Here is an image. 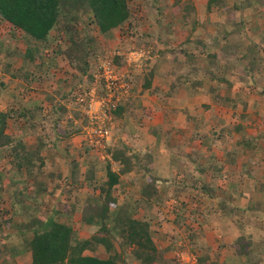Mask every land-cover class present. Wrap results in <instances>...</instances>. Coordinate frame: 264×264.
<instances>
[{"label": "trees", "instance_id": "16d2710c", "mask_svg": "<svg viewBox=\"0 0 264 264\" xmlns=\"http://www.w3.org/2000/svg\"><path fill=\"white\" fill-rule=\"evenodd\" d=\"M129 0H0V19L5 20L12 26L11 36L16 39L19 36L17 31L23 32V38L26 42L24 49L19 45L13 44L14 39H9L10 43L0 38V70L3 72V78H0V96L4 89L8 87V83L5 79L6 76L11 78L20 79L26 82V85L30 86L34 82H45L52 87L55 82L56 71L64 65L69 63L71 68L74 69L76 74H80L83 77L88 76L91 81V63L90 56V42L84 40L85 44L76 38L79 37L76 24V15L82 9L87 7L90 9L101 32L105 35L110 34L114 29L122 26L126 21L130 20L131 10L128 4ZM184 0H175L172 4L173 7L181 8V4ZM222 0H210L209 7L221 5ZM184 6V13L186 17L192 16L195 12L193 4L187 3ZM183 6V5H182ZM198 27V22L194 21ZM64 26L63 29L71 37V41L68 44H64L62 40L60 44L52 46L48 52L47 47L53 43L50 41V35L52 30ZM16 33V34H15ZM212 37V36H211ZM217 35H213V44L219 43ZM197 41H201L198 39ZM201 45H204V43ZM205 46V45H204ZM207 46V45H206ZM85 53L83 54V49ZM211 49V48H210ZM210 61L213 60V53L207 51ZM83 54V55H82ZM208 56V57H209ZM21 58V60H18ZM21 61L20 65L16 67V63ZM90 63V65H89ZM2 67V68H1ZM68 73H72L69 71ZM75 76V73H74ZM130 78V77H129ZM150 78L146 77V87L150 85ZM194 87H197L198 81L192 82ZM215 92L217 88L213 89ZM60 91L57 90V93ZM69 93H65L64 96L68 97ZM48 99V98H47ZM52 102H55L53 95L49 96ZM231 99V98H228ZM239 99L232 98V101L237 104ZM58 103V102H57ZM60 104V103H59ZM55 104L54 113L52 115H44L41 106L34 107L22 106L15 112H18L19 116H25L27 127L26 130H21L18 136L15 133L7 134L8 120L10 117H14L10 112L0 111V160L6 155L11 157L12 169L16 168L11 176H8L11 186L14 187L15 200L13 199V206L6 210L0 209V216L3 221L7 222V225L11 227L14 216L20 214L24 217H30L29 220L21 223L20 228L21 236L23 237V248L31 255V262L29 264H129L127 258L123 256L124 247L132 248V254L139 264H177L173 260L168 261L165 256V251L173 248L172 246L166 248V250H160L156 245V242L150 232L147 222L141 219L135 218L129 207L132 208L127 199L125 204L119 205V200L114 195L115 187L122 182V175L133 171L137 166L134 165L132 158L139 160L142 154H136L134 156H128V147L119 149L117 147L107 149L109 154H112L113 160L117 165H120L119 171H116L113 167V163L108 161L105 165L107 171L108 180L103 186L96 184L98 180L95 178L98 165L94 162L84 164L87 169H84L83 163L78 164L76 159L69 161L67 169L54 173L49 171V163H55L56 159L54 155L48 156L46 150L50 148L54 142L51 139V130H42V133H38V128L43 127L45 124H54L55 131L58 133L55 141L61 142L68 137L81 133L82 127H74L72 129L64 130L59 125L61 116L64 115L66 107L62 104ZM124 107L119 108L118 115L122 116ZM13 111V108L11 109ZM10 114V115H9ZM74 115L81 119L80 113L75 111ZM198 115H192V119L196 120ZM73 121V120H72ZM198 123L202 124L198 119ZM197 123V124H198ZM72 124V123H71ZM204 124V123H203ZM205 125V124H204ZM200 127V126H198ZM240 131L242 126L238 124L236 128L224 126L221 130L228 134H231L232 130ZM37 134L38 142L34 149H28L25 138V134ZM220 133V132H219ZM221 134V133H220ZM219 134V135H220ZM256 139V138H255ZM258 140V139H256ZM250 145L255 144L254 140L248 141ZM258 142V141H257ZM182 145V144H181ZM88 147V146H87ZM184 147V144H183ZM258 147V145L256 146ZM90 148V147H88ZM8 151V154L5 152ZM236 154L237 151H235ZM180 152L182 161L185 163H178V170L176 178L178 183L182 186L183 182L189 173L192 175L197 172L205 173L208 163H202L203 158L206 159V155L203 150L198 151L196 154H188ZM231 153V152H230ZM187 154V155H186ZM201 154V156L199 155ZM236 154L233 155V159L228 155L227 161H234ZM145 155V154H143ZM151 155V154H150ZM147 154V167L141 169L142 172L150 171L154 164V158ZM183 155V156H182ZM185 155V158H184ZM7 157V156H6ZM57 157V156H56ZM208 158V157H207ZM140 159H142L140 157ZM176 159V158H175ZM107 160V159H106ZM207 162H210L209 158ZM176 163V162H175ZM187 163V164H186ZM151 166V167H150ZM48 170V171H47ZM86 170V171H84ZM17 172V179H16ZM47 172V173H46ZM86 172V180L89 187L93 189V193L89 192L88 198L84 203H80L79 199H75L71 202V196L66 201L56 202L50 206L49 200L56 198L57 194L61 193L64 189L65 182L71 184L69 189H77L79 186H83V179L79 178L80 175L84 176ZM0 174H3V170L0 169ZM0 178V190L5 189V178ZM35 178L34 182H29V178ZM53 179L56 181L54 188L49 190L48 180ZM29 179V180H28ZM58 179V180H57ZM12 182L14 184H12ZM163 183L171 184L168 180L160 177H149L148 180L140 187L139 191L141 195L146 198H152L158 192V189ZM77 186V187H74ZM107 186V187H105ZM176 187L177 190H184L185 187ZM192 186H195L194 183ZM231 186L235 189L236 184L231 183ZM182 187V188H180ZM207 193H213V188L204 185L201 188ZM261 191L264 192V182L261 186ZM71 193V191L69 190ZM38 196H41L38 198ZM35 199V200H31ZM130 205V206H129ZM221 220L227 218L229 220H240V206H228L224 200L220 204ZM261 204L256 202H249L246 212L252 213L261 208ZM47 207L48 210L43 214L42 208ZM130 210V211H129ZM244 210V209H243ZM36 211L37 213H34ZM63 212L67 216H72L74 213H80L82 222L90 230L91 235L86 238H80V232L67 219H60V213ZM208 213V212H207ZM8 214L7 217H5ZM12 214V216H9ZM205 216V214H202ZM70 219V218H69ZM24 220V219H22ZM208 220V219H206ZM1 224V223H0ZM241 229L238 236L237 251L240 257H245L244 264H258L264 258V246L261 249H257L255 241L252 236L249 235L243 224L238 222ZM5 232L0 226V234ZM191 239L196 240L195 235L191 236ZM264 240V234L263 238ZM116 242L120 244L123 250H119L116 246ZM264 243V242H263ZM20 244V246L22 245ZM103 247L108 254L107 258L102 257L99 249ZM8 252L14 258V254L19 252V247H7ZM260 251V252H258ZM203 264L211 261L210 255L207 253L204 256L201 255L199 259ZM3 264H6L3 261ZM19 264V263H13Z\"/></svg>", "mask_w": 264, "mask_h": 264}, {"label": "rangeland", "instance_id": "374dc122", "mask_svg": "<svg viewBox=\"0 0 264 264\" xmlns=\"http://www.w3.org/2000/svg\"><path fill=\"white\" fill-rule=\"evenodd\" d=\"M185 1L188 2L187 0H184L181 4V8L183 10L184 6L188 5ZM238 2H243L242 5L244 6L250 5L247 0H238ZM128 4L132 14L130 20L126 21L123 25H125V27H127L130 31L137 30L138 26H141V24L143 23L141 21L143 20V18L141 17L142 13L147 12L151 14L154 10V7L156 8V5H152V0H129ZM221 5L229 6L227 7V10H232L233 0H223L221 2ZM221 5L220 8H217V6H212V8H210L208 5V16L205 18L204 24V26L208 25L205 28L207 29L206 31H208V28L210 29L211 27L214 29L215 27H218V30H220V28L222 27L221 21L219 19L220 14H218L222 8ZM200 11L202 13L203 10L201 9ZM195 12L197 11L195 10ZM202 14L206 13L203 12ZM76 17L78 21H75L74 24H76V28L79 32V37L76 39L81 40L82 43H84L86 40L88 41V43L90 42L89 46L91 49L88 60H90V63L93 62L95 69L92 70L94 72L92 73L91 81H89L88 77H86L83 82L84 77L81 76L82 83L80 87L84 89V93L82 94V96L86 98L87 95L85 101L82 102L77 100L78 96H80L79 93L74 94V96L72 95L73 97H71L70 101H77L78 104L76 103V106L82 104L83 111L85 105H88L91 97H109L108 90H106L105 81L100 77H97L96 75L99 74V66L102 61L108 60V58L112 59L113 57L117 65L116 73L121 78L117 83L116 94L121 90L122 84L129 83L131 85L130 96H128V94L121 95L119 100L117 96L112 98V101L117 102L116 107H111L112 103H108L107 109H110L111 113L108 114V117L105 119L104 123L105 125H107L110 131L108 137L109 139L105 138L99 144L94 143L95 141L93 140L87 141L86 139L76 138L75 135L62 140L61 142H59L58 140L55 141L58 133L55 130H51L50 137L54 142L45 152L48 156L54 155L56 161L55 163H49V171H53L54 173H56L63 168L67 169V167L69 166V161L72 159H76L78 164L83 163L84 169H87L84 161H87V164H89L90 162H95L98 165V171L95 177L98 182L96 184H98V186H104L106 184L105 182L108 180L107 171L105 169V165L108 163V161H111L113 163V167L116 171H119L120 167V165H117L115 163V160H113L112 154H109L107 152V149L109 147H117L122 150L124 149V147H128V156L132 157L136 154H142L140 156L142 159H140V157L139 160L136 158H132L133 162H135L134 165H136L137 167L133 171L122 175V182L115 187L114 195L119 200L118 202L120 206L125 204L123 202L129 199L128 201L132 206V208H128L131 210L130 213H132L135 218L144 220L148 223L150 232L160 250H166V248L170 246L173 247L168 251H165V256L168 261L171 262V260L175 258L173 262L177 264H203L199 260L201 255L204 256L208 253L211 258L219 260V258H223L224 255L231 254V251H233L232 244L235 241V234H231V237H225L226 234H224L225 236L221 235V232L219 230L222 222L221 214L223 213L220 204L224 200L226 201V204L228 206L239 205L241 209L240 220H232V226L237 225V230L240 232L241 229L238 224V222L240 221V223H242L244 226L243 228H245V230L247 228L248 234L252 236V239H254L256 246H258L257 249H261L262 246H264V240H261L264 234V192L261 191V186L264 182V150L262 155H259V152L264 149V146H262L264 144H261L259 142L253 144L252 148H255L257 150L254 151L253 155L251 154L250 156H246L245 158L242 157V153H240L241 151H237L238 154H236V149L232 142V140H234V138L232 137V132L228 136V131L225 132L224 130H221V126H219V122L221 121L220 118H229L231 114L217 112L216 108L212 109L211 112H208L206 111L207 108L205 102L203 105L201 104L202 106L199 105L197 107V109L200 111L194 114L198 115L196 120L193 118V120L187 121V123L189 124L192 123L193 127L188 128L186 126L180 128V134L184 135V133L187 132L188 134L190 133L188 136L191 135L188 138L194 145H192V151L188 152V154H196L198 151L202 152V149H204L203 152L209 158L210 162H207V157L206 159L203 158L201 160L202 163L210 164L208 166L209 169L207 168V171L205 173L197 172V174L195 175L189 173L188 175H186V177H184V186L180 185L175 173L167 174L164 172L167 170H164L166 159L167 157L171 156V153L169 151H161L162 148L160 147H158V149L156 150L154 147V149L152 150L149 141H145L146 144L141 145L135 141V138L130 139L129 134L133 131L124 128V123H122V120L125 119H129L130 123L133 124L139 123V121L141 120L139 113L135 110L138 109L139 105V100L137 102L135 101L138 99V97H136L137 94H139V91H136L137 84L134 83L132 79L130 80L129 77L126 76V74L123 75L122 73L123 71L124 73H131V65L120 69L121 67H124L126 65L124 64L125 60L122 61L123 56L114 54V50H116L115 46H123L128 44V41L124 39V35H128L127 33H125L126 30H124V32H121V30H123V27H120L121 29L117 36L106 37L105 34L100 31L98 25L96 24L93 12L90 9H87V7L82 8L78 12V15H76ZM202 25L203 23H199L198 26ZM63 27L64 26H59V28L52 30L50 41H52L53 43L51 44V46L47 47L48 52L50 51L52 46L60 44V40H62L64 44H68L71 41V37L67 34V32L61 30L63 29ZM11 31V24L6 22L5 20L1 21L0 19V38L8 43H10V41H8L9 39H14L13 44L19 45V47L21 48L23 46L22 49H24L26 46V42L23 38V32H19L18 30L17 33H19V36L16 39L15 37L11 36ZM215 31L213 30L211 33L216 34ZM135 33L136 31L134 32V34H131L134 36ZM197 35L198 32L196 33V36ZM188 40L192 42V40ZM85 50L88 49L84 48L83 54L85 53ZM18 60H21V58H19ZM20 63L21 61L17 62L15 68H17ZM59 69L63 71V73H68L71 70V67L69 63H65V65L61 66ZM3 72L4 71L0 70V78H3ZM150 74L151 72L147 71V75ZM13 87L14 85H10L8 88L9 91H11ZM92 91H94V95H91ZM35 92H37V90H35L34 87H29L28 91H20L15 101H13L12 98L9 97V95L1 94L0 103L3 105V107L7 106V104H14L15 106L17 105L19 108H21L22 106L27 105L26 102L28 99L26 100L25 98L27 96L28 98H30V96L34 98ZM73 92L74 89L72 90V93ZM36 96L38 98L40 94H36ZM201 102L203 103L204 101L202 100ZM97 105L98 103L94 104V106ZM122 106L125 108L124 112H122L123 117H121L117 113L119 108H122ZM97 109H99V107L96 108V110ZM112 111L115 112V114H113ZM8 112H10V110H8ZM83 112L81 119L77 118V122H75L76 120H74L72 117L68 119L65 118L64 126L66 127L64 128L70 130L74 127H81V125L83 127L85 125H88L89 127H91L90 134L92 136V128H95L96 126H92L90 114ZM259 113L260 117L261 112ZM262 115V117L264 118V113ZM204 116H206L208 120H206V117ZM24 117L23 120L26 119ZM198 119L201 120L202 124L198 123ZM12 122L13 121H10L9 123L11 128ZM253 128H250L248 131L251 132ZM245 132L249 135V132ZM86 133L88 135L89 132L87 131ZM159 133V129H156V135H158ZM35 135L36 134H26L24 136V140L28 149H34L36 147L38 139ZM132 135H134V133H132ZM89 138L90 135L88 136V139ZM246 138L247 137L245 136V139ZM129 139L130 145L129 143H127V140ZM194 142H197L196 144H203V147L199 145V148H197ZM257 145H261V147H256ZM87 146L90 148H88ZM170 147L172 149L171 152L176 154V159L172 158V160L177 164L179 162L185 163L184 161H182L181 155L179 154L180 152L185 153V151L183 150V145L176 144ZM5 154H8V151H6ZM147 154H151L150 156L154 158L155 164H153L152 167L150 166V171L142 172L141 169H143V167L148 168L146 165L148 160L146 159ZM234 154H236V159L234 161H227L228 155L233 159ZM199 155L201 156V154ZM6 156L2 160H0V169L3 170V174L5 176L4 178L6 181L5 189H3V191H0L1 210L10 209V205L12 204L13 199L15 200L16 195L14 191L15 189L13 186H11V182L8 178V176H11V174L16 171V168H11V166L13 165L11 157H9L8 155ZM157 161L160 167L157 166ZM86 172L84 173V176L80 175L79 177L84 181V183H82L83 186H79L77 189L72 190L69 189L71 186L69 181L65 182V190L57 194V197L54 198L55 200H49L50 206L59 201H66L70 196L72 198L71 202H74L75 199L80 198L79 202L81 204L84 203L88 198L87 194L89 192L93 193V189L89 187L90 185L87 181H85L87 179ZM3 174H0V178L3 177ZM17 175L18 174L16 172V179ZM153 176L166 179L171 184L168 185L163 183L162 185H160L161 187L158 189V192L154 197L146 198L141 195L139 189L148 180L149 177ZM51 178L52 177H50V180H48L49 190L54 188L56 185V181H53V179ZM29 179V182L35 181V178L33 177ZM193 183L195 186H192ZM231 183L236 184L237 187L234 189L231 186ZM12 184L14 183L12 182ZM204 185L213 188V193H207L202 190L201 188ZM179 186L185 187V191H182L181 189L177 190L176 187ZM69 190L71 191V193L69 192ZM7 196H9V198L11 199L8 200V206L6 205L7 201L5 200ZM39 197L41 196H38V198ZM256 201L262 205L261 208L257 209L256 213L247 212V214L245 208L247 207L249 202ZM242 208L244 210H242ZM47 210V207H43L41 212L44 214ZM34 213L37 212L34 211ZM203 213L205 214V216L202 215ZM74 215L79 216L78 219L81 218V214L79 212ZM9 216H12V214H9ZM77 216L74 217V220H70L69 223L72 224L77 230H79L80 238L89 237L91 235L90 230H88V228L85 226L86 224H84L82 220H75ZM29 218L30 217H24V215L22 216L19 214L17 220H13L11 227L7 225V222L0 220V226L5 232L3 235L0 234V264H3V261H5L6 264H29L31 262L32 258L30 253L27 252L25 248H23V237L21 236L22 233L20 232V228L18 227L21 223H23V221H29L25 220ZM222 224L223 227L227 229V231L231 228L225 223ZM192 235H195L196 240L191 239ZM20 244L22 245L20 246ZM15 246L19 247V252L14 254L13 258L6 248ZM116 246L120 251L123 250L118 242H116ZM99 252L102 254V257L107 258L108 254L105 252V249L103 247L99 249ZM132 252L133 251L131 247H124V251L122 254L127 258V262L129 264H139V261L134 258ZM262 260H264L263 257ZM206 264L209 263L207 262ZM221 264L224 263L221 262ZM262 264H264V262H262Z\"/></svg>", "mask_w": 264, "mask_h": 264}, {"label": "crops", "instance_id": "0c3cea01", "mask_svg": "<svg viewBox=\"0 0 264 264\" xmlns=\"http://www.w3.org/2000/svg\"><path fill=\"white\" fill-rule=\"evenodd\" d=\"M187 1L185 2L190 3L191 1L197 11L189 17H186L182 8L172 6L175 0H152V5H156V8L154 7L151 14L147 12L141 14L143 20H140L143 23L141 22L142 24L138 26L137 30L131 31L133 34L136 31L135 35L128 34L124 38L128 41V44L115 46V49L123 50L124 64H126L123 68L131 65V73L128 74L126 72V75L130 76L134 83L137 84L136 91H139L136 96L138 99L134 100L136 102L139 100L138 109L135 110L139 113L141 120L139 123L134 124L130 123L129 119L122 120L124 128L133 131L129 134V137L130 139L135 138L137 143L145 145V141H149L152 150L154 147L155 150L160 147L162 148L161 151H169L171 156L167 157L164 168V170H167L163 171L167 174L175 173L176 175L180 170H178L177 163L172 160V158L175 159L176 154L171 152L170 146L184 144L183 150L185 153L192 151V145L194 144L188 138L191 136H188L190 133L186 132L182 135L180 134V128L193 127L192 123L189 124L187 121L193 120L192 115L200 111L197 107L205 102L206 111L208 112L216 108L217 112L231 114L229 118H220L219 126L221 128L225 124L233 128H236L238 124L242 126L240 131L233 129L232 137L234 140L232 142L236 151H241L243 158L253 155L254 151L257 150L252 148L253 144L250 145L249 140L264 144V118L262 117L264 113V0H247L250 5L246 6L242 5L243 2L240 3L238 0H233L232 10H227L229 6L221 5L222 8L218 14H220L219 19L222 27L220 30L215 27L216 31L212 27L206 31L207 29L205 28L208 25L204 26L205 18L208 16L210 0ZM218 7L220 8V5H217ZM201 9L203 10L202 13L206 14H202ZM194 21L203 23V25L197 27ZM124 26L122 27L126 28ZM120 29L118 27L105 36H117ZM211 30H214L216 34H212ZM197 32L198 35L196 36ZM217 34L219 43L213 44L212 37ZM188 39L192 40V42ZM198 39H201V41H197ZM201 42L205 46L201 45ZM208 50L213 53L212 61L209 59L211 57L207 53ZM91 66L92 71L95 69L93 62H91ZM70 71L72 73H63V71L58 69L52 87L45 82L41 84L34 82L31 87H34L37 92H35L34 98L31 96L28 98L27 96L25 98L26 100L28 99L27 105H24L41 106L44 115L50 114L52 116V113L56 114L54 111L55 104L64 105L66 111L59 121V125L64 130H66L64 128L66 127L64 126L65 118L72 117L77 122V117L74 115L75 111H78L80 115H82L83 111V113H86L85 107L82 111V104L76 106L77 101H70L74 94L84 92V89L80 87L82 75L76 74L73 68ZM147 71H150L151 74L147 75ZM86 77L88 76H84L83 82ZM146 77H149L151 81L147 87L145 85ZM5 79L8 84L14 85V87L9 91L10 85H8L2 94L9 95L13 101L16 100L20 91L29 90L30 86L26 85L23 80L11 78L9 75ZM193 81H198L197 87L193 86ZM214 88L218 90L215 92ZM73 89L74 92L72 93ZM57 90L60 92L57 93ZM65 93H69L68 97L64 96ZM36 94H40V96L37 98ZM50 95L55 97V102L49 99ZM232 98L239 99L237 104L232 101ZM202 100L204 101L203 103L201 102ZM12 108L13 111L11 110ZM18 108L14 104H7V106L3 107L0 103L1 112L6 113L10 110V113L15 115L14 118H9L6 133H15L18 136H23L20 132L24 127H27L28 123L26 120L28 118L23 120L24 116H19V111H14V109L17 110ZM259 112H261L260 117ZM56 115L58 116V114ZM206 120H208L207 117ZM10 121H13V129L9 124ZM54 128H56L55 123L50 125L47 123L43 127H39L37 132L40 134L45 129L54 131ZM90 128L85 125L81 133L74 134L75 137L86 139L87 141L94 140V136L90 134ZM250 128H253L251 132L248 131ZM156 129H159L160 133L158 135H156ZM87 131L89 132L88 135ZM245 131L249 132V135ZM89 135L90 138L88 139ZM35 136L38 139L37 134ZM245 136L247 137L246 139ZM130 139L127 140L129 145ZM194 143L197 148H199V145L203 147L201 143ZM258 147H261V145H258ZM263 150L259 152V155L263 154ZM85 163L87 164V161ZM157 166L160 167L158 161ZM5 200L8 206V200L11 199L7 196ZM74 214L67 216L61 212L59 217L60 219H67L69 222L77 216ZM7 216L8 214L5 217ZM78 217L75 220H82V218L78 219ZM17 218L15 215L13 220H17ZM0 220H3L1 216ZM221 221L219 229L221 235L225 236L224 234H226L225 237H231V234H235V244H232L234 252L231 251V254L224 255L219 260L211 258L208 263L244 264L245 257H240V254L236 252V240L240 235L237 225L232 226V220L227 218H223ZM222 223L227 224L231 228L227 231ZM246 232L248 233L247 228ZM262 262L264 260L258 264H262Z\"/></svg>", "mask_w": 264, "mask_h": 264}, {"label": "built area", "instance_id": "2783aa9c", "mask_svg": "<svg viewBox=\"0 0 264 264\" xmlns=\"http://www.w3.org/2000/svg\"><path fill=\"white\" fill-rule=\"evenodd\" d=\"M101 74L99 77L106 81V90H108V98H94L91 97L88 105H85L86 113L90 114V120H92V126H96L92 128V136L97 138V144L101 143V141L109 136V128L105 125V119L108 117V114L111 113V110L107 109V105L109 102L112 103L111 107H116L117 102L112 101V98L116 97L118 100L121 95L129 94V86L128 84H122L121 90L116 94L117 91V83L121 78L116 73L115 65L110 60H105L101 64ZM91 95H94V91L91 92ZM87 98V97H86ZM83 96H79L77 98L78 101H85ZM96 100V101H93ZM98 103L97 106L94 104ZM96 110V108H98ZM95 109V110H94ZM112 109V108H111ZM198 263V262H197Z\"/></svg>", "mask_w": 264, "mask_h": 264}, {"label": "clouds", "instance_id": "9594fccd", "mask_svg": "<svg viewBox=\"0 0 264 264\" xmlns=\"http://www.w3.org/2000/svg\"><path fill=\"white\" fill-rule=\"evenodd\" d=\"M123 26V25H122ZM122 26H120L121 28H122ZM125 27V26H124ZM124 30H126V32L125 33H127V34H131L132 32L126 27V28H123V30H121V32H124ZM126 36L124 35V38H125ZM116 51V52H115ZM123 50H121V49H119L118 48V50L116 49V50H114V54L115 55H121V56H124V53L122 52ZM108 60H110V61H112L113 62V64L115 65V69L117 68V65H116V63H115V61H114V57L111 59V58H108ZM122 61H124V58H123V60ZM103 62V61H102ZM102 64V63H101ZM101 64H100V69H99V74H97L96 76L97 77H99V75L101 74V71H102V69H101ZM91 69H92V66L90 67ZM123 67H121L120 69H122ZM91 73H93V71H91ZM123 73V75L124 74H126V73H124V71L122 72ZM126 76H128V75H126ZM128 77H130V76H128ZM101 78V77H100ZM102 79V78H101ZM127 79V78H126ZM130 80H131V77L129 78ZM104 80V79H103ZM105 81V80H104ZM128 84V86H129V94H128V96H130V89H131V85L129 84V83H127ZM105 86H106V81H105ZM84 92H80L79 94L81 95V94H83ZM86 97H87V95H86ZM112 113L113 114H115V112H113L112 111ZM109 137V136H108ZM107 137V138H108ZM109 139V138H108ZM93 141H95L94 143H96L97 142V138L96 137H94V140Z\"/></svg>", "mask_w": 264, "mask_h": 264}]
</instances>
